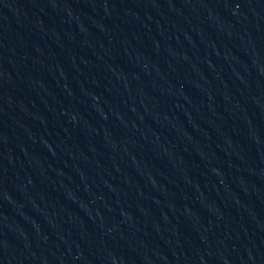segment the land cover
Listing matches in <instances>:
<instances>
[{
    "label": "water",
    "instance_id": "water-1",
    "mask_svg": "<svg viewBox=\"0 0 264 264\" xmlns=\"http://www.w3.org/2000/svg\"><path fill=\"white\" fill-rule=\"evenodd\" d=\"M0 264H264V0H0Z\"/></svg>",
    "mask_w": 264,
    "mask_h": 264
}]
</instances>
